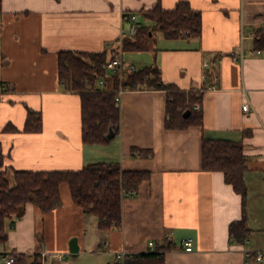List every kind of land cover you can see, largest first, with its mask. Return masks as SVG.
Masks as SVG:
<instances>
[{"label": "crops", "instance_id": "1", "mask_svg": "<svg viewBox=\"0 0 264 264\" xmlns=\"http://www.w3.org/2000/svg\"><path fill=\"white\" fill-rule=\"evenodd\" d=\"M158 1L173 8L180 0H0L3 166L75 170L113 160L124 169L150 172L135 193L124 195L120 226L98 227L65 182L60 206L43 212L27 203L13 226L8 221L0 264L20 252H40L43 264H118L119 251L158 247L164 248V264H264V214L256 207L264 208V48L255 47L257 29L264 27V0H186L200 13L199 35L166 38L157 31L149 49L123 50L131 25L123 12L135 11L140 24L151 23L144 14ZM105 48L120 52L126 65L156 64L165 84L198 94L203 128L165 127L167 88H128L120 98L121 127L114 139L85 143L81 99L59 81L58 51ZM235 53L243 56L236 59ZM29 107L42 114L39 131H22ZM8 123L19 131L5 130ZM203 136L243 142L251 228L244 243L229 231L230 222L243 215L241 195L222 171L202 168ZM74 237L79 248L71 252ZM187 237L193 238L190 251L182 247ZM259 250L261 261L255 258ZM58 253L61 259L54 257Z\"/></svg>", "mask_w": 264, "mask_h": 264}, {"label": "trees", "instance_id": "2", "mask_svg": "<svg viewBox=\"0 0 264 264\" xmlns=\"http://www.w3.org/2000/svg\"><path fill=\"white\" fill-rule=\"evenodd\" d=\"M1 10V6H0ZM144 16L151 23L142 22L134 37H127L123 50L143 51L150 48L155 32L166 38H179L201 33L200 13L186 0H180L173 8H165L159 1L145 11ZM255 47L264 48V27L258 28ZM119 52L115 48L99 51H58V78L65 89L79 94L81 99L82 138L85 143L108 142L104 134L113 124L116 134L121 127V104L116 99L120 84L130 88H167L164 125L170 129H183L191 125L203 128L202 109L195 110L193 103L200 97L186 92L174 84H165L156 64L144 65L135 71H127L121 81L118 72L108 69L107 63ZM101 78L109 80L110 88L98 85ZM189 113L186 114V111ZM40 111L28 108L22 131L34 132L42 129ZM5 130L19 131L8 123ZM0 243L8 238V221L14 225L16 219L25 213L26 204L35 203L43 212L63 203L60 185L68 184L73 201L85 213L93 214L100 228L120 226L123 220L122 199L131 190H136L148 170L124 169L119 161H96L75 170H32L3 166L0 152ZM201 162L205 170H219L226 182L241 195L240 219L230 222L229 231L238 243L246 242L251 228L247 218L248 186L245 179L247 157L243 142L230 138L202 137ZM164 248L158 247L135 253L133 260L125 264H164ZM13 264H43L40 252L15 253ZM120 264V263H118Z\"/></svg>", "mask_w": 264, "mask_h": 264}, {"label": "built area", "instance_id": "3", "mask_svg": "<svg viewBox=\"0 0 264 264\" xmlns=\"http://www.w3.org/2000/svg\"><path fill=\"white\" fill-rule=\"evenodd\" d=\"M123 19L130 21L131 25L130 28L128 30V37H134L136 35L137 30L140 27V22L138 21V14L135 11H124L123 12ZM258 52H260V49H257ZM243 56V54H234V58L236 59H240ZM107 67L109 70H111L112 72H118L121 81L123 80V74L126 68H128L127 70L129 71H135L136 69H138V67L135 64H129L126 65L125 60L123 59L122 54L119 52L114 58H111L108 63H107ZM98 85L102 88H110V83L109 80L106 78H101L98 81ZM122 85V84H120ZM126 89H122V87L119 90H116V99L120 100L122 92L125 91ZM193 108L195 110H200L201 109V105L198 101H195L193 104ZM250 108V103L249 102H245L243 104V109L248 111ZM135 193V190H131L129 192V194H133ZM247 241V239H246ZM149 247L150 248H154L155 247V242L154 240H150L149 241ZM182 247L184 248V250L186 251H190L193 249V238L191 237H187L182 241ZM252 254V252L250 250H246V255L250 256ZM55 259H61L63 257V254L58 253L54 255ZM116 257V261L120 264H125L126 261L128 260H133L134 259V254L132 253H127L125 251H119L115 254ZM256 260L261 261L263 258V252L261 250L256 252V256H255ZM15 261V256L14 255H10L7 259H6V264H13Z\"/></svg>", "mask_w": 264, "mask_h": 264}, {"label": "water", "instance_id": "4", "mask_svg": "<svg viewBox=\"0 0 264 264\" xmlns=\"http://www.w3.org/2000/svg\"><path fill=\"white\" fill-rule=\"evenodd\" d=\"M189 113V110L186 111V114ZM116 135V128L113 124H110L108 126V129L106 131V133L104 134V137L107 141H110L112 138H114ZM1 163V161H0ZM78 244H77V239L76 237H74L73 239H71V242H70V249H71V252H76L78 250Z\"/></svg>", "mask_w": 264, "mask_h": 264}, {"label": "rangeland", "instance_id": "5", "mask_svg": "<svg viewBox=\"0 0 264 264\" xmlns=\"http://www.w3.org/2000/svg\"><path fill=\"white\" fill-rule=\"evenodd\" d=\"M135 63L136 64H138V65H142L143 64V61H140V60H137V61H135ZM137 66V65H136ZM122 87V89L124 88V89H128V88H130V87H127V86H124V85H120L116 90H119L120 88ZM115 90V91H116ZM124 92V91H123ZM122 92V93H123ZM114 139V138H113ZM111 141V140H110ZM259 204V203H258ZM256 207H258L257 209V213H259V214H264V208H262L260 205H257ZM264 216V215H263Z\"/></svg>", "mask_w": 264, "mask_h": 264}]
</instances>
